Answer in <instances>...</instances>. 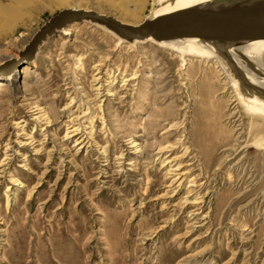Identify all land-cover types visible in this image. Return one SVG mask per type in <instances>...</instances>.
<instances>
[{"label":"rangeland","instance_id":"obj_1","mask_svg":"<svg viewBox=\"0 0 264 264\" xmlns=\"http://www.w3.org/2000/svg\"><path fill=\"white\" fill-rule=\"evenodd\" d=\"M24 1L39 9L0 39V64L19 59L0 95V264H264V115L244 110L216 60L182 68L151 42L117 48L92 22L26 60L62 7ZM68 1L125 16L117 0ZM153 7L130 8L127 21ZM97 76L116 95L105 84L94 96ZM174 156L188 173L171 186ZM192 178L212 197L190 216Z\"/></svg>","mask_w":264,"mask_h":264},{"label":"water","instance_id":"obj_2","mask_svg":"<svg viewBox=\"0 0 264 264\" xmlns=\"http://www.w3.org/2000/svg\"><path fill=\"white\" fill-rule=\"evenodd\" d=\"M203 2L172 8L168 12L172 16H149L138 24L125 23L92 9L64 8L37 30L26 49L34 56L48 36L83 21L102 24L126 41L195 39L220 56L245 96L264 102V54L253 56L238 50L245 45L264 44V0Z\"/></svg>","mask_w":264,"mask_h":264},{"label":"bare ground","instance_id":"obj_3","mask_svg":"<svg viewBox=\"0 0 264 264\" xmlns=\"http://www.w3.org/2000/svg\"><path fill=\"white\" fill-rule=\"evenodd\" d=\"M4 1L6 0H0V39L13 35L16 32V28L18 27V24L27 22L28 19L31 17V13L34 10L39 9V7H30L28 2H25L24 0H7L5 3ZM52 2L56 3L57 6L64 8H84L89 10V8L85 7H79V6H68L69 1L68 0H51ZM153 1V11L149 16H160V15H166V16H172L168 15V12L172 8H182L190 5H202L204 0H152ZM115 2V3H114ZM113 3L115 6H118L119 9L124 12L125 16L123 18H116L122 22L125 23H130L127 21V18H130L131 16L134 15V13L129 14V9L132 7H135L136 9H139V7L142 4H145L147 0H117L114 1ZM104 14V13H103ZM112 16V15H111ZM114 17V16H113ZM146 17V18H147ZM91 21H83L81 23H72L68 26H65L61 30L56 31L55 34H70L78 24L80 26H83L85 24H90ZM93 23V22H92ZM131 24H138V23H131ZM95 26H99L103 28L107 33L111 34L115 39L117 40V48L127 44L129 46H136L137 44L145 43V42H151L154 43L162 48L172 50L176 54L179 55L181 63H182V68H185L187 65V57H197L201 59H206V60H216L214 63L216 64L217 67H220L226 77L228 79L225 80L226 84H231L235 94L239 98V101L241 105L245 106V111H253L259 114L264 115V102H259L258 100L251 99L247 96H245L240 88H239V83L238 81L232 77L228 69L225 67L224 63L221 61L220 56L216 54V52L209 46L205 45L195 39H172V40H163V41H157L152 38L146 39V40H134V41H126L122 39L115 31L107 28L106 26L99 24V23H93ZM54 34V35H55ZM54 35L48 36L47 39L41 44L39 49L47 43L48 39L53 37ZM240 52H245V53H253L251 55L253 56H259L260 54H264V44H256V45H245L241 46L238 48ZM39 52V51H38ZM23 57L26 58V60L34 59L35 55H31V51L26 49L25 51H22ZM248 53V54H249ZM19 62V59L17 58H11L9 60H6L0 64V74H1V79H0V95L3 93L4 89L8 86H10L11 81L13 78L16 76L17 71L16 67ZM259 63V62H258ZM33 64V63H32ZM263 66V65H262ZM100 74V71L98 72L97 75ZM135 79V77L131 78H126V81H131ZM229 80V81H228ZM110 82V80H108ZM95 82V87L94 90H98L96 93L93 95L96 97H100L101 94H103L104 91V85L109 84L108 86V96H113L116 95L115 91L112 89V84L113 83H103L102 82V76H97L94 79ZM225 85V84H224ZM235 96V95H233ZM235 102L237 101V98L233 99ZM236 106V105H235ZM234 106V108H235ZM247 112V111H246ZM248 113V112H247ZM82 130L80 125L73 126L71 129L68 130L67 135L68 137L71 136H76L80 133ZM84 141L83 138H80L76 141L75 145H79ZM139 142L136 141L133 146L136 148V150H141L139 147ZM166 150V147H161L160 151ZM175 157L172 158L170 157L168 159V162H170V168L169 170L166 171L167 174H171V177L169 178L171 180V186L180 184L186 177V174L188 173L187 170L184 169L185 164L183 163H174ZM134 162H130V164H133ZM1 174V171H0ZM18 179L12 178V182H18ZM192 183H189V187L193 186V188L188 189V193L190 194L183 202L185 203H192L194 204L193 209H191L190 216L194 214H198L199 210L202 208L201 205L202 203L208 198L212 197V192L209 190L205 191L204 194L201 192L203 186L200 183L196 185V178H192L190 180ZM22 183V182H21ZM177 185V186H178ZM188 187V188H189ZM198 188H200L198 190ZM175 192V191H174ZM194 194V195H193ZM1 215V214H0ZM1 221V217H0ZM192 225H194L192 223ZM0 225V234H3V230L1 229ZM245 230V229H244Z\"/></svg>","mask_w":264,"mask_h":264}]
</instances>
